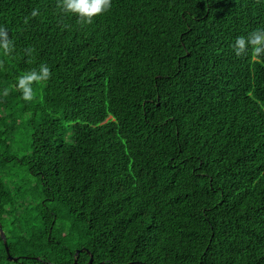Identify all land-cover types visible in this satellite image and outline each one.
<instances>
[{
  "label": "trees",
  "instance_id": "1",
  "mask_svg": "<svg viewBox=\"0 0 264 264\" xmlns=\"http://www.w3.org/2000/svg\"><path fill=\"white\" fill-rule=\"evenodd\" d=\"M0 25V264H264V61L230 47L264 0H0Z\"/></svg>",
  "mask_w": 264,
  "mask_h": 264
},
{
  "label": "clouds",
  "instance_id": "2",
  "mask_svg": "<svg viewBox=\"0 0 264 264\" xmlns=\"http://www.w3.org/2000/svg\"><path fill=\"white\" fill-rule=\"evenodd\" d=\"M58 9L77 21L85 24L92 23L93 19L110 10L111 0H57ZM38 10L33 9L32 17L38 15ZM237 58H250L253 61H264V28H258L247 36H238L230 45ZM31 55L33 49L25 50ZM15 52V40L9 36V29L0 25V55L12 56ZM52 75L50 67L46 63L39 64L23 71L15 79L14 87L19 93V98L28 103L34 99V85L46 82ZM0 95L7 96L8 89H3Z\"/></svg>",
  "mask_w": 264,
  "mask_h": 264
},
{
  "label": "water",
  "instance_id": "3",
  "mask_svg": "<svg viewBox=\"0 0 264 264\" xmlns=\"http://www.w3.org/2000/svg\"><path fill=\"white\" fill-rule=\"evenodd\" d=\"M0 233H1V236H2V238H3V241H4V244H5L6 251H7V254H8L9 259H10V260H13V259L15 260L16 257H13V256L11 255L10 251H9V248H8V245H7L6 236H5V233H4V231H3V229H2L1 226H0ZM77 255H78V252H77ZM75 262H76V261H75ZM92 262H93V258L91 257V259H90V261H89V264H92Z\"/></svg>",
  "mask_w": 264,
  "mask_h": 264
}]
</instances>
